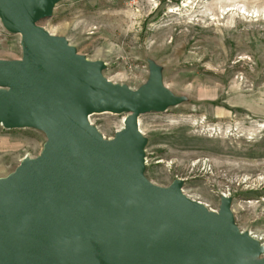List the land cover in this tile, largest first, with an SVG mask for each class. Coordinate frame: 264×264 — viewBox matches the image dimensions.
<instances>
[{
	"label": "water",
	"instance_id": "1",
	"mask_svg": "<svg viewBox=\"0 0 264 264\" xmlns=\"http://www.w3.org/2000/svg\"><path fill=\"white\" fill-rule=\"evenodd\" d=\"M59 0H0V23L21 35L22 60H0V125L43 130L48 142L0 179V264H264L259 241L188 199L181 182L145 179L137 119L177 103L151 69L132 92L38 23ZM128 112L105 140L88 116Z\"/></svg>",
	"mask_w": 264,
	"mask_h": 264
},
{
	"label": "rangeland",
	"instance_id": "2",
	"mask_svg": "<svg viewBox=\"0 0 264 264\" xmlns=\"http://www.w3.org/2000/svg\"><path fill=\"white\" fill-rule=\"evenodd\" d=\"M38 26L132 92L155 68L177 103L137 119L143 176L162 188L180 181L211 212L230 198L240 232L264 238V0H59ZM22 58L21 35L0 23V60ZM127 115L88 117L110 140ZM47 142L43 130L0 125V179Z\"/></svg>",
	"mask_w": 264,
	"mask_h": 264
},
{
	"label": "bare ground",
	"instance_id": "3",
	"mask_svg": "<svg viewBox=\"0 0 264 264\" xmlns=\"http://www.w3.org/2000/svg\"><path fill=\"white\" fill-rule=\"evenodd\" d=\"M88 121H89V123H90L89 117H88ZM137 125H138V130H139V132L141 133L140 128H139V121H138V120H137ZM193 201H194V200H193ZM195 202H196V201H195ZM199 204H201V205L203 206L202 203H199ZM210 212H211V211H210ZM249 236L252 237L253 239L259 241V242L264 241L263 236H259V237H258L257 235H253V234H249ZM263 245H264V243L261 245V247H262Z\"/></svg>",
	"mask_w": 264,
	"mask_h": 264
}]
</instances>
